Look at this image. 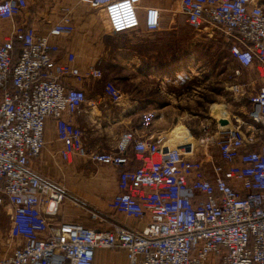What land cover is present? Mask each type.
I'll return each mask as SVG.
<instances>
[{
    "label": "built area",
    "instance_id": "1",
    "mask_svg": "<svg viewBox=\"0 0 264 264\" xmlns=\"http://www.w3.org/2000/svg\"><path fill=\"white\" fill-rule=\"evenodd\" d=\"M78 4L99 9L111 34L160 27L161 10L147 6L140 14V0ZM27 7L28 0H0V19ZM178 11L194 30L223 36L241 68L259 79L249 93L252 124L217 120L213 133L202 125L201 142L215 146L216 156L207 150L201 156L196 142L169 145L163 131L135 127L123 130L109 151L85 145L71 116L86 92L67 78L83 83L103 73L95 63L82 69L73 51L53 54L58 46L50 36L74 32L70 8L46 32L23 22L0 40V215L9 218L6 242L12 244L0 264H94L95 247L123 249L128 264H264V0H179ZM15 39L20 52L13 62ZM103 88L109 103L122 104L112 80ZM49 117L63 160L79 156L116 168L117 191L108 204L141 227L121 222L101 230L57 220L66 189L29 166L44 145Z\"/></svg>",
    "mask_w": 264,
    "mask_h": 264
},
{
    "label": "rangeland",
    "instance_id": "2",
    "mask_svg": "<svg viewBox=\"0 0 264 264\" xmlns=\"http://www.w3.org/2000/svg\"><path fill=\"white\" fill-rule=\"evenodd\" d=\"M173 9L170 29L151 35L141 29L111 34L99 9L88 6L77 16L75 29L91 36L97 51L93 61L102 69L103 85L112 80L123 100H137V109L145 112L142 128L163 131L169 145L196 142L201 156L205 157V150L216 156L215 146L206 148L201 142L202 125L208 124L213 133L221 116L230 125L252 124L247 115L249 93L251 82L259 79L252 70L241 68L223 36L194 30L178 11V3ZM147 41L159 45L160 53L171 59L166 68L150 65L155 53L149 64L142 61L137 46ZM8 225V216L0 215V255L12 248L6 242Z\"/></svg>",
    "mask_w": 264,
    "mask_h": 264
},
{
    "label": "crops",
    "instance_id": "3",
    "mask_svg": "<svg viewBox=\"0 0 264 264\" xmlns=\"http://www.w3.org/2000/svg\"><path fill=\"white\" fill-rule=\"evenodd\" d=\"M178 1L140 0V14H143L144 7L147 6H156L161 10L160 27L149 32V35L158 30L170 29V23L173 21L170 12ZM67 7L71 9L75 25L77 16L83 11V6L78 4V0H28V7L20 15L13 19H0V40L9 35L14 24L23 22L34 24L46 32L50 26L49 22L58 20ZM50 43L58 46L53 52L55 56L62 55L66 50L73 51L76 54V63L82 69L95 63L93 59L97 51L94 49L91 36L87 33L74 29L72 35L67 38L50 36ZM138 52L142 61L149 64L156 49H151L149 53L138 49ZM150 65L154 64L151 62ZM67 81L82 86L86 92V102L79 112L71 116V120L82 128L83 141L89 149L109 151L115 147L123 130L130 127L142 128L140 122L144 120L145 112L137 109L139 108L137 100L125 98L122 104L109 103L100 78L83 83H77L73 78H67ZM55 132V121L49 117L45 123L44 145L38 158L31 160L29 166L40 175L59 182L67 190V197L62 203L57 220L80 222L101 230L111 229L114 224L121 222L141 227L142 222L126 217L108 204L109 199L117 191L116 168L79 156H75L71 161L63 160L59 155L61 144L56 139ZM73 195L85 201L87 205L74 199ZM92 211L97 216H92ZM50 223L54 224L55 221L51 220ZM93 262L128 264L125 251L114 247H95Z\"/></svg>",
    "mask_w": 264,
    "mask_h": 264
},
{
    "label": "trees",
    "instance_id": "4",
    "mask_svg": "<svg viewBox=\"0 0 264 264\" xmlns=\"http://www.w3.org/2000/svg\"><path fill=\"white\" fill-rule=\"evenodd\" d=\"M143 44L144 45L138 46V48L140 49V51L145 52V53H149V51L151 49L157 48L156 52H155V58L152 61L153 64L160 65V66H162L161 69H164L171 63L170 58L164 57L163 54L160 53V51H162V49H161V47H159V45L153 43L152 41L151 42L147 41V42H144ZM19 52H20V41L15 39L14 40V49H13V62H15L17 60V58L19 56ZM8 87H10V83H8ZM1 91H2V89L0 88V93H1ZM66 193H68L67 190H66ZM70 195H72V194H70ZM72 197H74V199H77L81 203H84L87 205V203L85 201L81 200L77 196L73 195Z\"/></svg>",
    "mask_w": 264,
    "mask_h": 264
},
{
    "label": "water",
    "instance_id": "5",
    "mask_svg": "<svg viewBox=\"0 0 264 264\" xmlns=\"http://www.w3.org/2000/svg\"><path fill=\"white\" fill-rule=\"evenodd\" d=\"M219 123L220 124H226V123H228V120L226 118H220Z\"/></svg>",
    "mask_w": 264,
    "mask_h": 264
}]
</instances>
